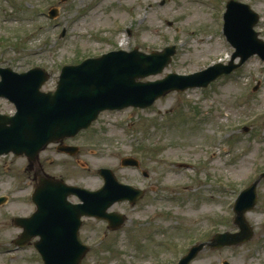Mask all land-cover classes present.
<instances>
[{
  "label": "rangeland",
  "instance_id": "rangeland-1",
  "mask_svg": "<svg viewBox=\"0 0 264 264\" xmlns=\"http://www.w3.org/2000/svg\"><path fill=\"white\" fill-rule=\"evenodd\" d=\"M230 1L0 0V68L19 74L42 68L51 74L43 88L48 92L56 89L64 67L125 51L124 58L131 62L139 60L135 52L149 56L141 67L136 64V71L152 74L174 49L162 74L138 81L201 74L217 63L228 64L235 52L223 35ZM232 1L259 14L255 30L264 41V0ZM54 9L59 14L52 21L49 13ZM238 61L241 64L239 56ZM143 66L147 70H141ZM0 111L13 115L16 109L0 101ZM74 143L83 146V152L71 164L54 154L45 162L48 174L93 190L100 185L93 178L98 171L112 169L119 182L149 191L137 207L114 206L113 211L129 220L105 243L92 245L107 232L105 225L90 223L85 228L83 241L92 248L82 264H153L160 249L165 264L176 263V256L168 255L171 249L166 252L163 246L168 239L194 241L207 234L211 240L217 231H239L231 205L264 173V61L254 56L209 89L174 92L148 109L107 111ZM126 157L139 161L148 180L143 171L121 167ZM181 162L188 169L179 168ZM23 163L0 159V198H8L0 206V264H41L33 249L7 253L22 233L13 219L35 211L32 179ZM258 195V206L246 216L255 237L228 251L223 259L232 264H264V180ZM173 196L176 201L168 199ZM210 254L207 250L202 255ZM211 260L221 264L220 254Z\"/></svg>",
  "mask_w": 264,
  "mask_h": 264
},
{
  "label": "water",
  "instance_id": "water-1",
  "mask_svg": "<svg viewBox=\"0 0 264 264\" xmlns=\"http://www.w3.org/2000/svg\"><path fill=\"white\" fill-rule=\"evenodd\" d=\"M239 7L243 8L246 14L235 11L237 19L233 13L228 15L227 36L237 49L233 63L238 56L242 58L240 65L254 55H259L264 60V42L258 39L253 30L258 22V16L248 6ZM174 54L173 49L162 58L163 63L152 74L161 73L171 62ZM132 55L139 56L138 67L149 59L148 56L139 53ZM124 57V53H113L101 59L88 60L80 66L66 67L63 69L57 91L48 94L41 91L50 78L42 69H34L21 75L9 69H1L3 83L0 84V97H6L14 102L18 114L15 118L0 115V156L14 153L19 156L26 155L32 162L36 161L39 152L48 144L74 137L82 130L88 129L105 110L147 108L171 92L206 88L218 78L231 74L238 68L233 63L227 67L218 65L194 76L174 75L161 82L144 84L139 83L137 79L151 74L141 75V72L136 71V63ZM147 68L148 66H143L141 70ZM257 184L243 195L236 209L243 232L237 236L229 234L219 236L214 246L238 245L252 238L253 233L246 228L244 214L256 204ZM45 188L46 190H40L35 194L36 204L49 197L55 199L52 195L59 197L58 192L51 186ZM57 206L59 207L58 202ZM55 212L57 210L53 208L49 220ZM40 215L41 212L29 221L17 220V224L26 229L27 238L43 234L49 227L41 221ZM69 215L73 219L78 218L72 210L67 211V216ZM78 228L79 224L71 231L74 234L73 238H69V232L61 234L58 231L56 235L49 232L48 238L41 246L46 264H80L86 249L79 240ZM192 259L187 257L181 264H189Z\"/></svg>",
  "mask_w": 264,
  "mask_h": 264
},
{
  "label": "flooded vegetation",
  "instance_id": "flooded-vegetation-1",
  "mask_svg": "<svg viewBox=\"0 0 264 264\" xmlns=\"http://www.w3.org/2000/svg\"><path fill=\"white\" fill-rule=\"evenodd\" d=\"M57 148L53 147L52 149H47L42 155H41V159L38 163H35V165L31 168H28L27 172L30 174V177L32 179V185H36L39 183V180L41 178V174L44 171V165L46 166L45 162H47V159L49 158V156L52 154V152H56ZM57 153V152H56ZM60 155V154H59ZM63 158L67 159L66 156L61 155ZM22 162H24L21 166H23L24 164H26V159H22ZM205 246L202 249V251L196 256V258L191 262V264H197L198 262H200L199 264H216L214 262H212L211 259H214L217 255V253L220 254V258H221V264H232L231 262L223 259V257H225L226 255H229L230 250H232L233 248H222L221 250H215L212 247L209 246L210 241L206 240L205 242ZM163 246H165L166 252H169V250L171 249V253L172 256H176V263H172V264H179L180 263V259L183 257H186L189 252L192 250V248L195 246V243H192L191 239H186L183 241V238H172V239H168V242L166 244H164ZM161 250V249H160ZM209 250L211 252L210 255H202L205 251ZM164 258L158 257V261H155L154 264H165V259ZM167 264V263H166Z\"/></svg>",
  "mask_w": 264,
  "mask_h": 264
},
{
  "label": "bare ground",
  "instance_id": "bare-ground-1",
  "mask_svg": "<svg viewBox=\"0 0 264 264\" xmlns=\"http://www.w3.org/2000/svg\"><path fill=\"white\" fill-rule=\"evenodd\" d=\"M203 213H204V212H203ZM200 214H201V213H200ZM200 214H199V215H200ZM192 218L194 219V218H195V216H192Z\"/></svg>",
  "mask_w": 264,
  "mask_h": 264
}]
</instances>
